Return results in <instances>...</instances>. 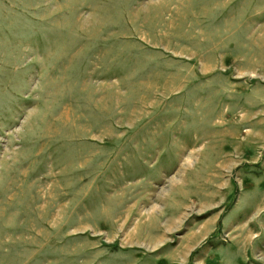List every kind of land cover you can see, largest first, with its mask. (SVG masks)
<instances>
[{"label": "rangeland", "instance_id": "rangeland-1", "mask_svg": "<svg viewBox=\"0 0 264 264\" xmlns=\"http://www.w3.org/2000/svg\"><path fill=\"white\" fill-rule=\"evenodd\" d=\"M0 264H264V0H0Z\"/></svg>", "mask_w": 264, "mask_h": 264}]
</instances>
